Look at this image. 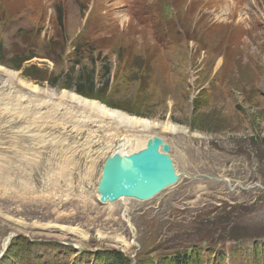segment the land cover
<instances>
[{"label": "rangeland", "instance_id": "obj_1", "mask_svg": "<svg viewBox=\"0 0 264 264\" xmlns=\"http://www.w3.org/2000/svg\"><path fill=\"white\" fill-rule=\"evenodd\" d=\"M0 65L57 94L187 129L153 130L171 148L172 187L119 199L98 227L82 214L63 220L86 239L49 226V200L13 202L14 170L0 169L9 189L0 246L17 235L9 264H99L96 253L108 250L145 264H264V0H0ZM52 160L28 170L34 186Z\"/></svg>", "mask_w": 264, "mask_h": 264}, {"label": "bare ground", "instance_id": "obj_2", "mask_svg": "<svg viewBox=\"0 0 264 264\" xmlns=\"http://www.w3.org/2000/svg\"><path fill=\"white\" fill-rule=\"evenodd\" d=\"M158 127L171 134L187 132L174 123L130 115L71 91L63 90L57 94L19 78L16 71L0 65V169L14 170V180L7 182L17 192L11 200L20 203L25 198L30 202L37 198L41 204L44 203L42 198L49 200L48 206H44L49 213L43 214L45 218H53L48 222L49 226L64 234L74 232L83 239L87 238L86 231L79 227L61 226L63 220H69L68 216L75 213L85 216L87 225L96 227L100 226L102 217L115 218L117 204L109 203L103 208L95 206L105 159L114 153L130 155L144 149L147 141L155 136L153 130ZM50 154L53 159L51 169L46 170L44 176L37 172L39 176L34 181H44L43 185L39 183L36 187L30 177L32 171L28 170L36 169L37 162ZM93 166L95 169H90ZM22 170L26 174L21 177L14 174ZM83 174L85 178H82ZM2 183L0 181V185ZM8 190L2 184L0 196ZM66 200L80 202L81 213L67 207ZM120 200L125 202L126 198ZM16 207L14 210L17 211L19 205ZM122 209L125 217L127 207L124 205ZM99 229L97 238L102 237ZM14 235L11 232L3 239L0 256ZM116 240L125 248L130 245L122 237L117 236Z\"/></svg>", "mask_w": 264, "mask_h": 264}, {"label": "water", "instance_id": "obj_3", "mask_svg": "<svg viewBox=\"0 0 264 264\" xmlns=\"http://www.w3.org/2000/svg\"><path fill=\"white\" fill-rule=\"evenodd\" d=\"M170 149L155 135L138 152L109 155L98 183V200L101 203H114L121 198L145 201L176 184L179 176Z\"/></svg>", "mask_w": 264, "mask_h": 264}, {"label": "trees", "instance_id": "obj_4", "mask_svg": "<svg viewBox=\"0 0 264 264\" xmlns=\"http://www.w3.org/2000/svg\"><path fill=\"white\" fill-rule=\"evenodd\" d=\"M77 91L82 93V94H85V92L80 89V88H77ZM14 239L11 241V244L10 246L8 247V249L6 250L4 256L0 259V264H9V262L7 261V258H8V255L10 254L11 252V249L12 247L14 246ZM102 252V251H101ZM105 254L103 255V253H100L99 251L96 253V260L99 262V264H112L111 263V259H115V260H118L120 261V263H123V264H145L144 261H136L135 263L133 261H131L129 258H125L123 257V253L121 254V252L119 253V251H104ZM100 254V255H99ZM191 254H193V250H191ZM118 258V259H117ZM190 258L188 256L186 257H182V258H176V257H173L169 260V264H187V261L189 260Z\"/></svg>", "mask_w": 264, "mask_h": 264}]
</instances>
